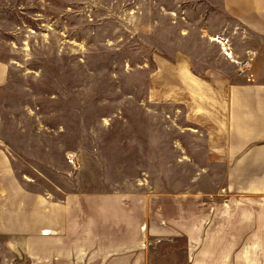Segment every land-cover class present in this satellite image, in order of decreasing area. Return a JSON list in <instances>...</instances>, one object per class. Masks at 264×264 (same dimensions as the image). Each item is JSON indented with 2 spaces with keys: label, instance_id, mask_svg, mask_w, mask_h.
Instances as JSON below:
<instances>
[{
  "label": "rangeland",
  "instance_id": "374dc122",
  "mask_svg": "<svg viewBox=\"0 0 264 264\" xmlns=\"http://www.w3.org/2000/svg\"><path fill=\"white\" fill-rule=\"evenodd\" d=\"M178 57L241 83L264 41L222 0H0V142L17 177L56 196L140 195L158 220L221 197L222 169L177 104ZM186 244L151 239L147 264H188ZM14 261L0 239V264Z\"/></svg>",
  "mask_w": 264,
  "mask_h": 264
},
{
  "label": "crops",
  "instance_id": "0c3cea01",
  "mask_svg": "<svg viewBox=\"0 0 264 264\" xmlns=\"http://www.w3.org/2000/svg\"><path fill=\"white\" fill-rule=\"evenodd\" d=\"M222 5L264 41V0ZM185 59L177 58V104L204 131L210 164L222 169L221 197L205 206L196 197L186 215L179 209L158 220L133 193L36 192L0 142V239L14 264H147L151 239L177 237L187 243L188 264H264V63L231 84L195 75ZM9 70L0 60V97ZM1 125L0 116V133Z\"/></svg>",
  "mask_w": 264,
  "mask_h": 264
},
{
  "label": "bare ground",
  "instance_id": "6f19581e",
  "mask_svg": "<svg viewBox=\"0 0 264 264\" xmlns=\"http://www.w3.org/2000/svg\"><path fill=\"white\" fill-rule=\"evenodd\" d=\"M218 43H220V41H217ZM220 44H222V43H220ZM223 45V44H222Z\"/></svg>",
  "mask_w": 264,
  "mask_h": 264
}]
</instances>
